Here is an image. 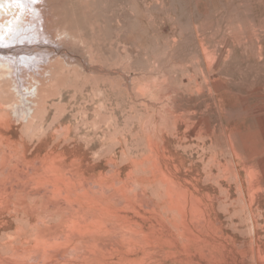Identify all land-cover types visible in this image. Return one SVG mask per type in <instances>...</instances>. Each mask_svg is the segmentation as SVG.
<instances>
[{
  "label": "rangeland",
  "instance_id": "1",
  "mask_svg": "<svg viewBox=\"0 0 264 264\" xmlns=\"http://www.w3.org/2000/svg\"><path fill=\"white\" fill-rule=\"evenodd\" d=\"M44 3L34 122L0 80V258L264 264V0Z\"/></svg>",
  "mask_w": 264,
  "mask_h": 264
},
{
  "label": "bare ground",
  "instance_id": "2",
  "mask_svg": "<svg viewBox=\"0 0 264 264\" xmlns=\"http://www.w3.org/2000/svg\"><path fill=\"white\" fill-rule=\"evenodd\" d=\"M44 5V0H0V80L3 78L12 80L14 82L13 90L19 97L21 96L22 102L37 99L33 103V108L29 107L27 113L22 112L26 122L30 119L34 122L33 115L37 113L38 109L40 111L41 105L45 102L44 99H47L46 95L44 96L45 92L52 88L49 86L46 88V81H38L34 77V75H39L44 79L47 76L50 78L52 75L50 69L54 62L50 57V43L54 40L46 27L45 19H43L42 8ZM28 16H32L33 20L27 18ZM46 48L47 50L44 51ZM28 68L30 70L37 69L32 71L33 76L29 75L35 79L36 84L28 85L26 83L25 71ZM55 77L58 76L55 74ZM22 88H25L27 93H23ZM2 162L6 165V161ZM0 264L13 263L5 262L0 258Z\"/></svg>",
  "mask_w": 264,
  "mask_h": 264
}]
</instances>
